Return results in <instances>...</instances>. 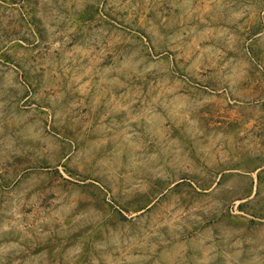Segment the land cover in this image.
Returning a JSON list of instances; mask_svg holds the SVG:
<instances>
[{"label": "rangeland", "instance_id": "374dc122", "mask_svg": "<svg viewBox=\"0 0 264 264\" xmlns=\"http://www.w3.org/2000/svg\"><path fill=\"white\" fill-rule=\"evenodd\" d=\"M0 264H264V0H0Z\"/></svg>", "mask_w": 264, "mask_h": 264}]
</instances>
